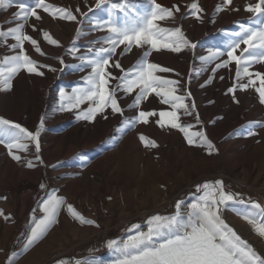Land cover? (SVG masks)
Wrapping results in <instances>:
<instances>
[{"label":"rangeland","instance_id":"1","mask_svg":"<svg viewBox=\"0 0 264 264\" xmlns=\"http://www.w3.org/2000/svg\"><path fill=\"white\" fill-rule=\"evenodd\" d=\"M47 2L59 7H70L73 11L79 6L82 12H87L89 7H93V11L89 12L87 17L77 14V21L54 19L42 10H38L41 21L29 17L25 31L38 40L46 55L40 56L28 42H25V48L33 59L41 64L52 65L58 71L53 73L42 68L45 75L39 76L21 70L13 77L11 89H0V109L6 114L1 116L21 124L30 131H35L40 125L41 117L44 118L43 127L40 129L39 153L43 163L34 161L36 167L29 169L24 163L10 159L7 148L2 145L6 150L0 152V196L6 199H0V209L5 214L10 213L11 217L7 221L0 217V264H8L7 257L13 252L17 253L14 257L15 264H75L77 260L84 264V261L92 257L97 259L98 264H110L116 256L105 246L107 240L126 238L128 233L125 229L133 223H139L141 230L146 231L147 218L156 213H174L177 199L184 200L185 206L181 211L186 213V205L193 199L189 193L195 192V184L206 180L221 179L226 190L240 192L245 197H251L264 204V115L255 117L257 114H254V121L245 125L237 135L214 139L217 151L211 154L204 147L188 144L184 134L170 126L171 133L167 138L140 133L149 139H155L156 142L157 139L165 141L174 163L170 164L161 159L157 147H146L140 141L139 134L132 136L138 126H149L155 123L158 116L150 117L148 124L137 123L135 128H129L124 133L117 131L125 117L131 118L139 110H171L170 105L162 104L161 98L155 93L143 101L139 109L127 107L132 103L135 94L125 96L121 93L119 102L124 109L123 117L113 114L108 108L105 113H98L95 120L77 119L78 112L85 110L88 102L82 104L79 109L61 111L59 90L64 88L66 92L71 93L73 88L83 85L81 77L90 71V68L85 67L81 72V61L68 55L66 49L72 45L78 27L82 35L76 40V46L81 53L87 51L91 41H102L106 33L94 30L93 24L108 18L109 5L97 9L94 7L95 0ZM157 2L164 7L176 5L181 9L175 20L169 19L159 23L162 27L180 26L197 47L194 50L184 49L181 53L164 49L156 51L150 49V46L143 49L133 47L131 52L118 57L122 66L125 69L131 67L142 57L144 51H150L148 59L151 62L173 69L171 73L158 74L179 80L183 89L178 94L191 93L185 103H195L194 114L185 116L180 111L181 123L192 124V131L204 133H218L231 127L235 119L230 117L232 102L231 93L228 92L227 68L218 69L213 75L211 69L219 61L205 63L199 57L207 56L209 49L224 50L225 45L235 38L234 34L239 32L241 23L251 27L260 26L264 16L252 17L251 13L245 11L248 3H255L257 0H232L231 5L224 4V0H197L204 9L202 21L192 16L187 7L193 0ZM19 3L32 6L33 0H5V6L0 7V30L7 31L8 28L23 22L14 15L19 11ZM217 6L223 10L217 11ZM150 7L149 0H139L137 10L148 11ZM115 16L125 19L124 14L119 11L115 12ZM32 25L48 30L61 42V46L48 45L39 30H32ZM11 43H14V40L10 37L0 39V61L18 51L9 47ZM122 48L123 46L117 49V52ZM55 56H63L66 66L60 65L52 58ZM220 59H226V56ZM258 65L259 70L250 71L264 72V64ZM61 68L63 70L59 71ZM111 70L114 74L120 72L119 69ZM240 83H247V78H243ZM23 89L26 91L22 92ZM242 90L247 93L246 101L250 102L252 90L255 89L249 87ZM257 95L258 103L261 104L259 94ZM261 105L264 107V104ZM216 107L219 108L217 120L202 119L199 109L206 112L217 109ZM195 114H199L200 123L196 122ZM248 130L258 134L248 136ZM129 137L132 149L120 151L119 157L114 158L111 154L114 146L117 143L122 144V141ZM19 154L25 159H33L34 144L29 143V150L20 151ZM41 183L46 185L45 189L39 187ZM53 190L57 191V195L63 196L67 203H71L86 219L95 220L99 227L82 225L74 220L65 204L59 211L57 222L51 226L46 236L31 248L24 250L25 234L33 214L32 210L37 209L38 202L45 198L47 192ZM243 209V205L223 208L222 217L243 239L248 240L259 253L264 254V238L259 237L252 226L237 215V212ZM40 214L37 213L38 216Z\"/></svg>","mask_w":264,"mask_h":264},{"label":"snow or ice","instance_id":"2","mask_svg":"<svg viewBox=\"0 0 264 264\" xmlns=\"http://www.w3.org/2000/svg\"><path fill=\"white\" fill-rule=\"evenodd\" d=\"M138 3L139 0H119V2L95 0L94 7L97 9L109 5L108 18L93 24L94 30L105 32L106 35L103 36L102 41H91L87 51L81 53L76 46V40L82 33L79 27L76 29L72 45L66 51L68 55L81 61V72L85 67L90 68V71L81 77L83 85L73 88L71 93L66 92L64 88L59 90L60 110L72 111L88 102V107L78 112L77 119L95 120L98 113L103 114L108 108L113 114L123 117L124 109L119 102L121 93L125 96L135 94L132 103L127 105L129 109H139L141 103L155 93L161 98L162 104L170 105L171 110L159 112L139 110L136 115L131 118L125 117L121 121L118 132L124 133L129 128H135L137 123L148 124L150 117L158 116L159 118L155 120L156 124L162 128L170 126L172 129H178L184 134L188 144L204 147L209 154L217 151L212 140L203 131H192V124L181 123L180 110H183L185 116H192L196 105L194 102L190 105L185 103L186 98L191 96L190 92L186 95L178 94L183 89L179 80L168 79L158 74L171 73L173 69L151 62L148 59L150 51H144L142 57L131 67L125 69L122 66L118 57L131 52L133 47L143 49L145 46H150L152 50L164 49L174 53H181L184 49L194 50L197 47L196 43L188 39L180 26L162 27L159 23L169 19L175 20L176 14L181 12L178 6L164 7L157 0H149L150 10L138 11ZM224 4L231 5L232 0H224ZM4 6L5 0H0V7ZM187 7L192 16L197 20H203L204 9L197 0H193ZM18 8L19 11L14 14L15 18L23 22L8 28L7 31L0 30V39L10 37L14 43L9 47L13 50L18 49L15 54L7 55L0 61V89H11L13 77L21 70L39 76L45 75L42 68L53 73L58 71L52 65L41 64L33 59L25 48V42H28L40 56L46 55L41 50L38 40L25 31L29 17L41 21L42 17L38 10H42L54 19L77 21V14L80 17H87V14L93 11V7H89L87 12H82L79 6L73 11L70 7H59L48 3L47 0H33L32 6L19 3ZM216 10L223 9L217 6ZM116 11L123 13L125 19H118L115 16ZM245 11L251 13L252 17L264 16V0L248 3ZM252 17L249 18L250 21ZM31 27L33 31L39 30L42 33L43 40L48 45L61 46V42L48 30L38 25ZM239 28V32L234 34L235 38L225 45L224 50L209 49L208 55L199 59L205 63L219 61L211 69L213 75L218 69L228 68L234 63L237 83L228 88V92L234 93L237 86L241 89L253 87L259 94L260 103L264 104V72L250 71L253 64H264V20L258 27L241 23ZM121 46L123 48L118 53L117 49ZM225 56L226 59H220ZM52 58L60 65L66 66L63 56ZM111 69H119L120 72L114 74ZM62 70L63 68L59 69ZM245 77L247 83H240ZM211 79L210 76L209 80ZM195 119L200 123L199 114H195ZM43 124L44 118L41 117L40 125L35 131H30L21 124L0 116V145H5L14 161L24 163L29 169L35 168L34 161L43 163L39 155L40 129ZM257 134L251 130L247 132L248 136ZM139 139L146 147L158 146L154 139H149L144 134H139ZM29 143L35 146L33 159H25L19 154L20 151L29 150ZM39 187L45 189L46 185L41 183ZM189 195L193 199L186 205V213L181 211L185 206L184 200L177 199L174 213L170 215L156 213L147 218L146 231L141 230L139 223H133L125 229L128 233L126 238L107 240L105 246L116 256L110 264H264V254L259 253L248 240L243 239L222 217L223 208L243 205L244 209L238 211L237 215L247 221L259 237L264 238V204L251 197H245L240 192L226 190L221 179L197 183L195 192ZM0 199L6 197L0 196ZM65 204L74 220L82 225L99 227L95 220L86 219L71 203H67L63 196L57 195V191L53 190L47 192L45 198L38 202L37 209L32 210L33 214L25 234L24 250L31 248L46 236L51 226L57 222L59 211ZM38 212L41 213L39 216ZM0 217L7 221L11 214H5L0 209ZM16 255V252L8 255V264H15ZM75 264H81V261L77 260ZM84 264H98V261L92 257L84 261Z\"/></svg>","mask_w":264,"mask_h":264},{"label":"bare ground","instance_id":"3","mask_svg":"<svg viewBox=\"0 0 264 264\" xmlns=\"http://www.w3.org/2000/svg\"><path fill=\"white\" fill-rule=\"evenodd\" d=\"M21 23V22H20ZM234 39V38H233ZM243 47V46H242ZM239 54V52L237 53ZM165 55V54H164ZM123 56V55H122ZM167 56V55H166ZM164 58V57H163ZM170 61V60H169ZM259 64V63H258ZM257 63L256 64H253L252 67H250V69H253V70H259L260 67ZM180 66V65H179ZM193 68V67H192ZM181 70V69H180ZM188 70V68H187ZM179 71V70H178ZM196 71V70H195ZM177 72V71H176ZM227 78H228V85H229V88L233 86V84H236L237 81H236V78H235V65L234 63L232 65H230L227 70ZM193 73V72H192ZM171 75V74H170ZM172 77V76H171ZM196 77V76H195ZM194 79V78H193ZM192 79V80H193ZM241 82V81H240ZM22 85V84H21ZM27 86V85H26ZM33 88V87H32ZM7 90V89H6ZM4 91V90H3ZM26 91V89H23L22 92ZM246 92V91H245ZM18 92L15 93V96H17ZM247 94V93H246ZM246 94L244 93V91L239 88L237 86L236 90L234 93H231V102H232V111H231V118L235 119V123H233L231 125V127H228L226 129H222L220 132L216 133V132H206L205 134L208 136V138L210 140H213L216 139V140H220V139H223V137H227V136H231V134H238V132L245 126L247 125L248 123L250 124L251 122L254 121L255 117L256 116H261V115H264V107L263 105L259 104L258 103V95L257 93L252 90V96L250 97V102H247V97ZM14 97V96H13ZM235 97V99L233 98ZM237 101H239L237 103ZM229 102V101H228ZM160 105V104H159ZM161 106V105H160ZM163 108V107H162ZM217 108V107H216ZM46 109V108H45ZM210 110V109H209ZM221 110V109H220ZM183 114V110H180ZM224 111V110H223ZM219 112V108L217 109H213L212 111H201V109H199V113H200V116L202 117V119H205V118H212V119H216L217 120V113ZM1 114H4L6 115L1 109H0V116ZM254 114H257L255 115V117H253ZM4 117V116H3ZM7 119V118H6ZM231 120V119H230ZM225 121V120H224ZM232 121V120H231ZM203 122V121H202ZM226 122V121H225ZM229 122V120H228ZM234 122V120H233ZM223 123V122H222ZM185 124V123H183ZM256 124V123H254ZM220 126V125H219ZM225 128V126H224ZM249 131V130H248ZM140 133H149L150 135H153L155 137H166L170 135V131H169V126H165V127H160V125L158 124H155V123H151L149 126H146L144 127V125H140L138 126L137 129L134 130V135L132 136H135L136 134H140ZM107 136V134H105ZM137 136V135H136ZM245 136V135H244ZM118 137V136H117ZM161 138V139H162ZM135 139V137H134ZM225 139V138H224ZM155 140V139H154ZM164 140V139H163ZM136 141V140H135ZM157 139V148L159 149V152L161 154V159L165 160V161H168L170 164H174L172 161V157H171V154L169 153L168 151V146L166 145L165 141H161ZM137 143V142H136ZM131 144H132V141L130 140V137L129 138H126L122 141V144H116L114 146V150L112 151V155L114 156V158L116 157H119V152L120 151H128L130 150V148L132 149L131 147ZM140 146V145H139ZM181 149V148H180ZM4 149L2 147V145H0V152L3 153L4 152ZM144 150H146L144 148ZM144 150H142L144 152ZM130 152V151H129ZM141 152V151H140ZM145 153V152H144ZM125 154V153H124ZM178 155V153L176 154ZM110 158V157H109ZM175 158V157H174ZM12 159V158H10ZM159 160V159H158ZM157 160V161H158ZM160 161V160H159ZM162 161V160H161ZM107 162V161H106ZM164 162V161H163ZM166 163V162H164ZM168 164V163H167ZM171 167V166H170ZM108 168V167H107ZM103 170V169H102ZM151 176V175H150ZM16 191V190H15Z\"/></svg>","mask_w":264,"mask_h":264}]
</instances>
